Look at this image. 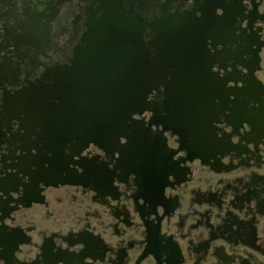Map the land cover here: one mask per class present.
<instances>
[{
  "label": "flooded vegetation",
  "instance_id": "obj_1",
  "mask_svg": "<svg viewBox=\"0 0 264 264\" xmlns=\"http://www.w3.org/2000/svg\"><path fill=\"white\" fill-rule=\"evenodd\" d=\"M101 1L0 0V186L11 181L8 188L31 190L41 176L56 184L38 187L50 202L44 217H53L60 210L64 218L70 217V223L51 229L41 228L34 220L27 224L29 230L41 231L39 245L45 244L46 261L54 264H126L127 249L145 245L140 222L129 209L133 204L143 208L140 193L146 198L153 196L156 186L164 181L161 173L174 167L169 156L177 146L170 132L165 133L166 147L155 141L158 128L152 125L150 132L146 128L152 116L146 109L159 112L167 105L160 115L175 120L174 107L182 100L196 108L190 115L204 119L210 113L209 94L221 109V40L226 30L221 26L224 9L216 4L223 5L229 14L232 45L227 56L252 68L258 51L255 74L264 84V0H121L122 19L135 25L132 36L137 43L136 55L124 57L121 74L138 79L136 93L148 91L145 102L132 106V121L141 136L129 142L121 137L119 144L110 142L109 135L93 138L88 132L98 121V114L96 81L92 80L100 67L96 56L80 49L85 45L90 21L101 16ZM35 32L38 36L41 33L36 41ZM113 70V63H109L106 71L113 74ZM244 78L247 80L248 75ZM24 89L28 96L23 104ZM34 89L59 93V97L46 98L43 120L34 118ZM239 97L251 99L248 114L264 118L258 102L264 100L263 88L256 84ZM155 118L159 121V113ZM258 123L264 132V119ZM258 139L244 161L252 159L251 163L263 165L264 138ZM116 148L121 154L113 153ZM66 165L68 178L59 173L68 168ZM134 167L137 174L128 175ZM64 178L77 184L61 185L59 181ZM107 193L116 200L107 199ZM12 200L0 192L5 207ZM82 203L88 206L83 207V213ZM108 212L119 218L111 225ZM122 223L134 227L136 234L113 245L104 235L123 234ZM9 233L11 229L1 225L0 260L7 258L6 264H15L10 256L13 241ZM26 259L33 260L29 256Z\"/></svg>",
  "mask_w": 264,
  "mask_h": 264
},
{
  "label": "water",
  "instance_id": "obj_2",
  "mask_svg": "<svg viewBox=\"0 0 264 264\" xmlns=\"http://www.w3.org/2000/svg\"><path fill=\"white\" fill-rule=\"evenodd\" d=\"M216 5L224 9L221 26L226 30L221 40L224 56L221 58V109L216 108L212 94L207 99L210 113L204 119L196 114L195 117L190 115V110L196 112V108L193 110L182 100L174 107L177 112L175 120L171 119L173 116L160 115V111L167 110V105L161 106L159 112L153 108L146 109L152 113L146 128L149 132L152 125L158 128L159 138L155 141L166 147L165 133L170 132L176 137L177 146L174 154L169 156L174 167L168 173H161L164 181L156 186L153 196L146 198L140 193L138 199L142 201L143 210L135 204L129 209L140 222L145 245L129 247L126 264H264V164H253L252 159L244 161L258 145V137L264 138L258 123L264 118L248 114L251 99L239 97L256 84L264 89L263 82L255 74L260 59L257 51L252 68L230 60L227 56L232 45L229 14L223 5ZM122 9L121 0H102L99 4L101 16L90 21L89 32L84 37L85 45L80 49L81 53L96 56L100 67L96 79L92 80L96 81L94 96L97 98L98 121L92 124L88 134L93 138L109 135L113 144H119L121 137L129 142L141 136L139 131H135L137 125L132 121V106L145 102L148 94V91L136 93L134 87H137L138 79L121 74L120 65L124 57L132 58L137 51L136 37L132 36L135 25L122 19ZM40 38L41 33L38 36L35 32V41ZM109 63L114 65L113 74L106 71ZM245 75H248L247 80ZM38 90L34 89L32 94L34 118L43 120L46 98L59 97V93ZM25 91L21 92L23 104L28 96ZM258 102L264 110V100ZM157 113L159 121L155 120ZM95 141L102 147L100 142ZM116 152L121 154L122 150L116 148L113 153ZM67 166V169L59 171L66 178L70 176ZM136 170V167L131 168L127 174L135 175ZM166 179L169 182L175 180V183L171 184ZM59 182L61 185L77 184L65 178ZM108 182L111 184L113 180ZM118 182L123 183V180L118 179ZM10 184L11 181H8L0 186L3 197H13L9 207L0 202V227L3 225L11 229L8 235L13 241L10 256L15 259V264H54L46 261L45 244L39 245L41 231L37 228L29 230L27 224L29 220H34L41 223V228L51 229L66 227L70 223V217L64 218L60 210L54 212L53 217H44L50 202L38 192V187L43 184L46 189L56 184L44 176L34 182L31 190L8 188ZM106 197L110 201L116 200L112 193H107ZM83 207L88 208L82 203L81 213ZM108 218V225L119 219L110 212ZM106 221L104 219V223ZM97 224L100 226L103 223ZM122 224L125 227L123 234L104 235L113 245L136 234L134 227ZM28 256L33 260L29 262L26 259ZM0 261L9 263L7 258Z\"/></svg>",
  "mask_w": 264,
  "mask_h": 264
},
{
  "label": "snow or ice",
  "instance_id": "obj_3",
  "mask_svg": "<svg viewBox=\"0 0 264 264\" xmlns=\"http://www.w3.org/2000/svg\"><path fill=\"white\" fill-rule=\"evenodd\" d=\"M0 264H3V262H2V261H0Z\"/></svg>",
  "mask_w": 264,
  "mask_h": 264
}]
</instances>
